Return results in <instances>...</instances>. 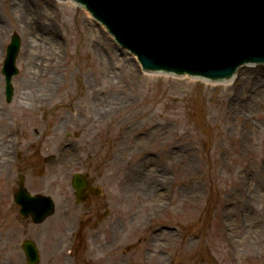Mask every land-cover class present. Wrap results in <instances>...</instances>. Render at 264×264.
Returning <instances> with one entry per match:
<instances>
[{
  "label": "rangeland",
  "instance_id": "obj_1",
  "mask_svg": "<svg viewBox=\"0 0 264 264\" xmlns=\"http://www.w3.org/2000/svg\"><path fill=\"white\" fill-rule=\"evenodd\" d=\"M26 2L0 0V264H28L26 240L39 264L60 256L74 226L65 214L83 212L63 195L77 172L97 176L106 203L85 240L95 264H264V98L253 99L264 63L240 67L230 85L145 73L81 5L33 0L43 10L26 19ZM14 33L19 72L7 101ZM146 170L165 178L142 187ZM22 175L30 192L55 199L41 224L14 203Z\"/></svg>",
  "mask_w": 264,
  "mask_h": 264
},
{
  "label": "water",
  "instance_id": "obj_2",
  "mask_svg": "<svg viewBox=\"0 0 264 264\" xmlns=\"http://www.w3.org/2000/svg\"><path fill=\"white\" fill-rule=\"evenodd\" d=\"M77 1L135 52L146 69L218 79L232 76L244 62L264 61V0ZM19 50L20 38L15 34L3 69L8 100ZM17 201L21 213L32 214L36 223L53 212L50 198L32 197L23 187ZM23 247L29 263L37 264L34 243L27 241Z\"/></svg>",
  "mask_w": 264,
  "mask_h": 264
},
{
  "label": "flooded vegetation",
  "instance_id": "obj_3",
  "mask_svg": "<svg viewBox=\"0 0 264 264\" xmlns=\"http://www.w3.org/2000/svg\"><path fill=\"white\" fill-rule=\"evenodd\" d=\"M82 174L84 175L83 183L78 192L72 188V184L69 190L70 195H67L68 192L63 190L66 202L72 206L74 205L76 210L82 207L83 212L78 215L65 214V217H70L71 223L74 224V226L71 230V237L66 239L62 247H60L61 254L59 253L60 256L57 257L59 258L60 264H95L97 259L94 253H89L93 245L89 244V246H87L88 243H86L85 240L87 239V242L90 240L88 236V229H90V227L95 228L98 223L104 222V220L97 221V218H99V212L106 203L101 200L102 192L96 181L97 176L87 172H82ZM53 181L54 180L51 182ZM57 182H59V180H57ZM62 182H64L63 178ZM14 193H16V190ZM68 232L70 231L68 230L67 233ZM85 252H88L90 255ZM124 254H127V252ZM57 258L52 257L47 263L52 264ZM57 264L59 263L57 262Z\"/></svg>",
  "mask_w": 264,
  "mask_h": 264
},
{
  "label": "bare ground",
  "instance_id": "obj_4",
  "mask_svg": "<svg viewBox=\"0 0 264 264\" xmlns=\"http://www.w3.org/2000/svg\"><path fill=\"white\" fill-rule=\"evenodd\" d=\"M14 1V0H13ZM22 1V0H21ZM33 0H27V2L24 4V9H23V11H21V14L22 15H24L25 17H26V19L27 18H29L30 16L32 17V15L33 14H38V13H41L42 12V10L43 9H36V8H31V6L29 5V3L30 2H32ZM59 1H68V2H70L69 4L70 5H72V6H74V5H78L77 3H75V1L74 0H59ZM14 3V2H13ZM23 5V4H22ZM21 5V6H22ZM23 17V16H22ZM32 23V22H31ZM33 25V24H32ZM34 26H32L31 28H33ZM1 36H2V31L0 30V39H1ZM35 45H37V43H36V41H33L31 38H30V40L28 41V43H27V47H28V49H29V54H30V51H31V49H32V46H35ZM27 57H30V56H27ZM135 59V58H134ZM114 63V61H112L111 63H110V66H111V64H113ZM108 70H107V73L109 74L108 76L110 77V72L112 71V69H111V67H106ZM29 76H28V82H31V80H30V77H31V74H32V72L31 71H29ZM151 74H153L152 72H151ZM146 75H150V74H146ZM112 76H113V71H112ZM113 78H114V76H113ZM201 80H204V79H201ZM206 81V80H205ZM233 81V80H232ZM232 81H218V82H221V83H226V84H228V85H230V84H232ZM208 82H211V81H208ZM217 82V83H218ZM214 83V82H213ZM262 92V93H261ZM258 95V97H261V98H264V89H258V88H255L254 90H253V96H254V100L256 99L255 98V96H257ZM236 104H234L233 106H235ZM4 133V132H3ZM5 140H6V137H5V135L3 134L2 135V140H1V137H0V144H1V142H2V145H1V147H0V153L1 152H3V148L6 146V144L7 143H5ZM10 155H11V153H10ZM6 156L8 157L9 156V154H6ZM4 158V157H3ZM5 160H8V158H5L4 160H3V162H5V163H8V162H10V160L8 161V162H6ZM150 164V163H149ZM149 164H146V165H144V167L147 169L148 168V166H149ZM1 165V164H0ZM154 177H155V179H162V178H165L163 175H160V174H158L157 173V171H147L146 170V175L145 176H142V175H138L137 176V181H138V184L140 185V186H142V187H149V186H151L150 184H151V182H158L157 180L155 181V180H153L154 179ZM148 179H149V181H148ZM161 181V180H160ZM159 181V182H160ZM136 182V181H135ZM162 185V184H161ZM161 187L162 186H158V189L156 188L155 190H148V192H154V194H152L153 196V199H158V191L157 190H159V189H161ZM150 189H154L152 186L151 187H149ZM156 208H159V205H157L156 206Z\"/></svg>",
  "mask_w": 264,
  "mask_h": 264
}]
</instances>
